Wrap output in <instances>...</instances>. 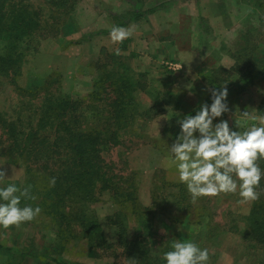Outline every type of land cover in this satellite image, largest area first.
<instances>
[{
    "label": "rangeland",
    "instance_id": "374dc122",
    "mask_svg": "<svg viewBox=\"0 0 264 264\" xmlns=\"http://www.w3.org/2000/svg\"><path fill=\"white\" fill-rule=\"evenodd\" d=\"M11 1L25 5L34 14L35 11L40 15L42 12L48 21L45 22L46 30L56 31L57 34L42 40L36 48L35 40L19 48L17 52L20 53L22 64L15 80L20 89H16L11 82V75H2L0 78V145L2 146L3 141V147L9 144L4 132L6 128L2 127L3 120H13L23 129L30 124L35 125V107L41 104L44 94L52 91L73 98L86 97L93 88V81L102 75L101 66L111 65L119 59L130 64L136 72L134 75L140 76L141 82L161 93L171 87L170 91L181 95L190 85L198 84L197 94L192 98L199 99V104L209 96V89H213L200 81L202 78L198 75L199 66L204 62L208 66L217 63L228 69L233 61L228 57L227 50L241 32L240 29L243 31L253 27L258 33L264 34V24H259V19L264 20V5L259 9L256 6L252 8L251 0H68L64 7L53 8L56 9L55 12L49 10L51 4L46 0ZM149 8L161 10L159 13L148 14L136 24L137 27H132L133 34L130 38L122 43L112 41L109 29L116 22L113 16L123 12L128 14L137 9L146 11ZM66 25L68 28L64 32ZM259 38L258 36V40ZM171 40L175 41V48L167 46ZM116 49L120 50L119 55L114 54ZM129 53L136 56L131 57ZM168 53L176 60L175 63L165 59ZM178 64L181 65L180 71H172L167 75L166 71L179 67ZM49 74L52 75L47 81L45 78ZM44 79V87L48 86L51 90H39L35 97V90L42 86ZM134 97L138 102V109H149L152 100L142 87L134 92ZM192 98L181 95L173 99H180L181 105L185 104L186 109H189L198 105L193 104ZM262 98L264 81L259 80L239 97L232 95L228 98L230 112L220 119H227L234 130L241 132L252 125L264 126V120L261 119L264 114L258 115L255 112L256 102ZM162 106L165 110L151 119L144 120L143 113L136 116L133 128H130L132 130L127 128L121 134L120 144L105 146L101 150L107 173H113L117 177L114 180H118L120 175L128 181L132 180L136 200L146 207V219L151 218L144 219L145 223L148 222V227L137 229V218L135 222L128 202L124 208L119 209L121 204L103 195L91 204L99 221H102L104 240L99 244L104 243L103 246H99L97 242L91 245L84 238H71V233L67 238L52 239V222L42 216L21 224L19 228L0 227V239L7 244L27 245L31 253L43 249L41 251L47 252L51 257L83 264H128L118 246L114 225L107 224L109 215L114 211H122V219L127 221L128 235L146 233V239L152 242L153 251L166 250L171 231L182 230L189 223L193 231L188 241L209 250L210 259L207 264H264V247L254 239L247 240L243 237L245 220L242 216L248 211L249 202L243 201L239 189L236 193L198 198L195 203L192 202L188 220L181 214L174 213L176 203L172 201L171 191L177 189L163 185L161 179L181 182L178 161L174 160L170 146L180 131L174 125L178 119L172 112L177 114L182 110H174L172 103ZM245 112L249 116L245 117ZM216 122L219 121H214ZM235 122L240 125L238 129H235ZM31 141L34 139L29 140ZM24 155H27L30 163L35 161L34 149L28 150ZM12 159L16 162H11ZM261 162L260 159L259 165L264 167ZM22 163L21 157L0 155V165L7 169V177L0 181V188L18 182L17 188L24 189ZM164 196L169 201L166 204L161 203ZM0 203L5 201L0 199ZM199 213H205V216L201 223H196L200 221ZM165 214L169 219L165 218ZM171 250L172 245L166 251H161L162 260H165L164 254ZM0 264L54 263L43 256L30 253L20 254L12 259H9L8 254L0 253Z\"/></svg>",
    "mask_w": 264,
    "mask_h": 264
},
{
    "label": "trees",
    "instance_id": "16d2710c",
    "mask_svg": "<svg viewBox=\"0 0 264 264\" xmlns=\"http://www.w3.org/2000/svg\"><path fill=\"white\" fill-rule=\"evenodd\" d=\"M67 1L46 0L51 4L49 10L54 12L56 9L53 8L64 7ZM251 3L252 8L256 6L259 9L264 5V0H251ZM154 9L149 8L146 11L152 12ZM142 15L138 9L128 14L123 12L113 16L116 19L114 26H124ZM45 22L48 23L42 12L41 15L36 11L34 14L25 5L13 3L11 0H0V78L2 75H11V82L15 84L16 89H20L15 79L22 64L20 53L17 52L19 48L33 40L36 48L42 40L57 34L56 31L46 30ZM261 23L264 24V20L259 19V24ZM67 28L66 25L64 32ZM71 30L72 26L68 32L70 33ZM240 31L227 50L228 57L233 61L230 68L226 69L217 63L208 66L207 62L198 68V75L208 87L219 89L229 84L228 98L232 95L239 97L257 81H264V34L258 33L253 27ZM101 69L102 75L93 81V88L86 97L73 98L52 91L44 94L41 104L35 107V125L30 124L23 129L13 120H3L2 127L6 128L4 132L9 144L3 147L2 141V146L0 145L1 156L22 158L25 179L23 188L31 186L30 193L36 197L35 200L21 198L20 206L31 205L33 208L39 206L42 210L39 216L52 222L55 237L67 238L71 233V238H84L89 244L93 245L97 242L99 246L104 244H99L104 240L102 221H99L91 204L103 195L121 204L119 209L124 208L125 203L128 202L135 222L137 218V225L133 221L134 226L136 225L137 229L148 227V222L144 221L147 217L146 207L138 204L132 180L128 181L122 175L118 176L120 180H114L117 178L115 174L107 173L106 163L101 156L102 148L120 144L121 134L128 129L132 130L130 128H133L135 117L141 113L144 115V120L151 119L165 110L163 104L172 103L174 110H182L177 114L172 112L179 120L188 114L195 115L201 104L212 102L210 93L201 103L186 109L185 104L181 105L180 99H173L181 95L170 91V86L162 93L154 90L151 85L141 82L140 76L134 75L135 71L130 64L121 59L113 61L111 65L103 64ZM166 72L170 74L172 71L168 69ZM51 75L49 74L45 79L48 81ZM232 76H234L233 80ZM45 79L42 86L35 90V97L39 90L46 88L51 90L48 86L44 87ZM140 87L151 97L152 103L149 109H138L134 92ZM256 103L255 112L263 115L264 98ZM219 120L220 118H217V121ZM174 125L179 127L177 122ZM32 138L34 141L29 142ZM31 149L35 150V161H31L32 163L27 155H24ZM14 152L16 155H13ZM261 161L260 164L264 166V159ZM11 162L15 163L16 160L12 159ZM53 177L56 179L54 187L49 184ZM161 182L163 185L177 189L171 191L172 201L176 203L174 213H179L188 220L189 210L193 205L187 185L163 179ZM13 184L17 186L19 183L13 182ZM257 191L260 193L259 200L249 202L248 211L242 216L245 220L243 237L247 240L254 239L258 245L264 247V178ZM162 202L166 204L169 201L164 196ZM122 213V211H114L107 218L109 219L107 224L114 225L118 246L128 264H166L161 258V251H166L175 240L187 242L193 231L191 224L186 223L184 229L171 231L172 235L167 240L166 250L153 251L152 242L146 239V233L128 235L127 221L122 219ZM165 216L169 219L167 214ZM200 216L198 217L200 221L196 223L203 221L205 213H201ZM29 248L27 245L7 244L0 239V253L8 254L9 259L30 253L43 256L54 264H83L51 257L47 252L41 251L43 249L31 253Z\"/></svg>",
    "mask_w": 264,
    "mask_h": 264
},
{
    "label": "clouds",
    "instance_id": "9594fccd",
    "mask_svg": "<svg viewBox=\"0 0 264 264\" xmlns=\"http://www.w3.org/2000/svg\"><path fill=\"white\" fill-rule=\"evenodd\" d=\"M133 34L131 28L113 26L110 37L114 43H122ZM116 55L120 50L116 49ZM211 104L203 103L195 112L177 121L180 131L170 146V152L178 161L179 180L187 185L192 202L201 197H216L236 193L244 202L259 200L257 189L264 178V169L258 161L264 159V126L252 125L246 131L234 130L227 119L217 118L230 112L226 86L209 89ZM245 117L249 113H243ZM264 120V118H261ZM240 125L235 122V129ZM7 177V169L0 165V181ZM56 179H50L55 186ZM31 186L23 190L15 184L0 188V227L19 228L21 224L33 221L41 213L39 206L21 207V198L35 200L30 193ZM19 193V194H17ZM52 239H55L54 234ZM171 251L164 254L166 264H207L209 250L202 249L192 241L175 240Z\"/></svg>",
    "mask_w": 264,
    "mask_h": 264
},
{
    "label": "crops",
    "instance_id": "0c3cea01",
    "mask_svg": "<svg viewBox=\"0 0 264 264\" xmlns=\"http://www.w3.org/2000/svg\"><path fill=\"white\" fill-rule=\"evenodd\" d=\"M159 10H161V9H158V8H155L152 12H147V11H141L142 12V16L140 17V18H138L137 20H135V21H131V22H129V23H127V24H125L124 26H121V27H127V28H132V27H137L138 25H136V24H138L139 22H140V20H143V19H145L146 17H147V15L148 14H154V13H159ZM115 23L116 22H114L113 23V25L111 26V28L115 25ZM111 28L109 29V30H111ZM110 33V32H109ZM168 44L169 45H167V46H171V47H173V48H175V41H169L168 42ZM130 54V56L131 57H135L136 56V54H132V53H129ZM166 58H171V60H172V62H174L175 63V59L174 58H172L171 57V54H166V57H165V59ZM175 60V61H174ZM178 66L179 67H176V68H174V69H172L171 71H174L173 73H176V72H178V71H180V64H178ZM177 70V71H176ZM139 72H142V71H139ZM172 73V72H171ZM170 73V74H171ZM142 75H144V73H141ZM169 74V75H170ZM168 75V74H167ZM177 76H180V75H177ZM192 79H194V78H192ZM200 81H202V80H200ZM203 83V82H202ZM190 84V83H189ZM205 84V83H204ZM205 86H207L206 84H205ZM208 87V86H207ZM197 88H198V84H196V86H192V85H190L189 87H188V90H184V91H182V93H181V95H183V96H189V97H194V96H196V94H197ZM208 88H210V87H208ZM194 100V102H193V104H198V102H199V99H197V98H195V99H193L192 98V101ZM190 105L192 104V103H189Z\"/></svg>",
    "mask_w": 264,
    "mask_h": 264
}]
</instances>
